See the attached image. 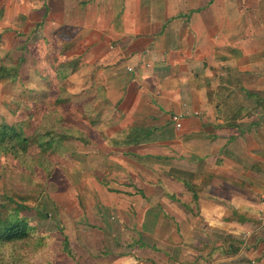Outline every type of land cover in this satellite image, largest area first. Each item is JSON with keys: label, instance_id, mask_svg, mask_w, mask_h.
<instances>
[{"label": "crops", "instance_id": "1", "mask_svg": "<svg viewBox=\"0 0 264 264\" xmlns=\"http://www.w3.org/2000/svg\"><path fill=\"white\" fill-rule=\"evenodd\" d=\"M5 1L39 14V43L83 108L111 111L113 150L149 148L165 158L170 195L189 204L197 189L205 222L264 235V0ZM134 127L151 135L116 147ZM120 185L140 191L120 199L152 203L134 181Z\"/></svg>", "mask_w": 264, "mask_h": 264}, {"label": "rangeland", "instance_id": "2", "mask_svg": "<svg viewBox=\"0 0 264 264\" xmlns=\"http://www.w3.org/2000/svg\"><path fill=\"white\" fill-rule=\"evenodd\" d=\"M14 5L0 0V64L24 62L15 82L0 81V123L25 121L29 133L54 122L73 137L46 155L43 166L26 168L0 155L1 218L26 219L45 237L26 264H75L61 251L63 237L80 264H264L262 231L232 236L216 229L223 223L205 222L198 204L184 203L177 191L170 195L164 157L154 158L142 146L112 149L106 133L111 111L94 102L83 108L68 83L53 77L63 63L52 45L39 43V14L18 12ZM132 181L153 204L138 196L120 199L113 191ZM10 251L0 250V264H13Z\"/></svg>", "mask_w": 264, "mask_h": 264}, {"label": "trees", "instance_id": "3", "mask_svg": "<svg viewBox=\"0 0 264 264\" xmlns=\"http://www.w3.org/2000/svg\"><path fill=\"white\" fill-rule=\"evenodd\" d=\"M23 59L19 58L11 64H0V81L7 80L15 82L18 77V71L23 65ZM62 63V62H60ZM66 65L58 66L56 79L63 82L65 76ZM60 71V72H59ZM30 118V116H29ZM59 122V121H58ZM54 122L48 124L44 129L35 128L31 132H27L30 128L25 121L15 123H0V155H10L13 159L22 164L43 166V161L49 153H57L68 139H73L72 130L60 126L59 131L52 126ZM151 135V130L147 128H132L128 131L125 139L122 142H115V146L127 147L138 145L144 142V139ZM34 150L35 154L31 155ZM28 168V166H26ZM105 184L112 182L105 181ZM117 194L132 196L140 194L132 185H116L113 188ZM193 192V191H192ZM195 193V192H193ZM197 195L193 194L192 201L197 204ZM8 204L18 205L12 198H7ZM45 237L37 234L36 228L32 226L26 219H3L0 215V250L10 249V260L13 264H26L30 259L31 253L38 252L44 246ZM61 251L70 257L75 264L80 262L75 258L66 237H63ZM29 253V254H28ZM63 255V254H62ZM64 256V255H63Z\"/></svg>", "mask_w": 264, "mask_h": 264}, {"label": "built area", "instance_id": "4", "mask_svg": "<svg viewBox=\"0 0 264 264\" xmlns=\"http://www.w3.org/2000/svg\"><path fill=\"white\" fill-rule=\"evenodd\" d=\"M179 119H180V117H178V116H174V117H173V121H174V123H175L176 128H180V127H181V125H180V123H179ZM206 264H207V263H206Z\"/></svg>", "mask_w": 264, "mask_h": 264}]
</instances>
